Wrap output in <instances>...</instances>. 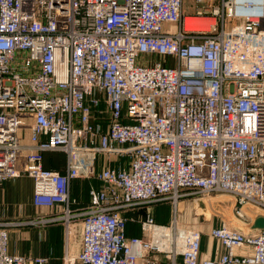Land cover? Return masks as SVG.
Segmentation results:
<instances>
[{
  "label": "built area",
  "instance_id": "2783aa9c",
  "mask_svg": "<svg viewBox=\"0 0 264 264\" xmlns=\"http://www.w3.org/2000/svg\"><path fill=\"white\" fill-rule=\"evenodd\" d=\"M185 2L0 0V186L29 177L34 206L59 208L42 222L65 219L68 235L80 222L64 264H264V0H192L195 18L222 21L207 31L188 28ZM76 179L100 183L82 209ZM217 194L239 221L208 233L218 260L201 259V230L152 214ZM12 225L0 221V264H48L9 254Z\"/></svg>",
  "mask_w": 264,
  "mask_h": 264
},
{
  "label": "crops",
  "instance_id": "0c3cea01",
  "mask_svg": "<svg viewBox=\"0 0 264 264\" xmlns=\"http://www.w3.org/2000/svg\"><path fill=\"white\" fill-rule=\"evenodd\" d=\"M50 153L46 155L45 167L64 173L66 170V155L60 158ZM102 159L100 160V162ZM96 180L76 179L71 184V198L78 202V209L90 203V189L99 187ZM34 183L29 177L23 176L7 181L0 186V221L15 224L8 228V252L11 255L45 257L48 264H64L65 256H78L82 250V230L80 222L73 224L72 234L68 235L63 219L60 222H42L58 215L59 208H37L33 203ZM164 204L155 205L152 214L160 224H169L162 218ZM146 213V208L130 213L128 236L141 237L137 215ZM143 218V217H142ZM164 220V221H162ZM136 222V225L134 223ZM204 233V232H203ZM204 233L201 241V259L218 260L225 249L220 243ZM241 253V252H240ZM181 264V261L179 262Z\"/></svg>",
  "mask_w": 264,
  "mask_h": 264
},
{
  "label": "rangeland",
  "instance_id": "374dc122",
  "mask_svg": "<svg viewBox=\"0 0 264 264\" xmlns=\"http://www.w3.org/2000/svg\"><path fill=\"white\" fill-rule=\"evenodd\" d=\"M218 8L220 9V12L222 14L223 8ZM196 11V5L192 2V0H186L184 12L186 15L193 17L190 18L191 20H187L189 29L207 31L211 24H217L218 29H221L223 27L220 18L214 20L212 19V15L210 13L204 14L203 18H195ZM234 24V22L227 24L228 28H231ZM176 27V24L168 26V28L171 30H175ZM52 155L55 156L56 160H58L57 158H60L61 162L62 158H64V156H62V153H55ZM123 163L124 161L122 160L115 163V165L117 166ZM164 205L165 206L161 214L162 218L160 219H164L166 222L170 223L176 218L180 226L199 229L202 232L207 233V236L213 227L219 226L223 222H232L234 224H239V221L233 218L235 203L234 198L231 196H224L223 194L209 195L204 197L192 196L182 200V202L177 207H175L171 203ZM144 215L145 213L143 215H137L136 220L144 217ZM134 225L138 226L136 222L134 223ZM215 241L220 243L218 240Z\"/></svg>",
  "mask_w": 264,
  "mask_h": 264
},
{
  "label": "water",
  "instance_id": "95a60500",
  "mask_svg": "<svg viewBox=\"0 0 264 264\" xmlns=\"http://www.w3.org/2000/svg\"><path fill=\"white\" fill-rule=\"evenodd\" d=\"M263 228H264V218L256 219V221L252 225V229L257 230V229H263Z\"/></svg>",
  "mask_w": 264,
  "mask_h": 264
},
{
  "label": "bare ground",
  "instance_id": "6f19581e",
  "mask_svg": "<svg viewBox=\"0 0 264 264\" xmlns=\"http://www.w3.org/2000/svg\"><path fill=\"white\" fill-rule=\"evenodd\" d=\"M254 3H257V2H254ZM254 3H253V4H254ZM190 20H191V19H190ZM192 21H193V20H192ZM191 23H193V22H191ZM194 24H195V23H194Z\"/></svg>",
  "mask_w": 264,
  "mask_h": 264
}]
</instances>
